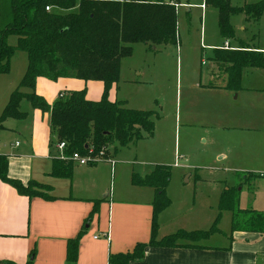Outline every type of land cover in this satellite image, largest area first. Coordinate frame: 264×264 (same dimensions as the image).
<instances>
[{
	"label": "crops",
	"instance_id": "obj_1",
	"mask_svg": "<svg viewBox=\"0 0 264 264\" xmlns=\"http://www.w3.org/2000/svg\"><path fill=\"white\" fill-rule=\"evenodd\" d=\"M175 1L177 12L180 7L189 6L188 1ZM229 1L232 6L239 7L262 0H243L241 5H234L235 3ZM200 6L203 14L204 10L212 7L206 5L204 0ZM186 9L189 11V8ZM263 17L264 11L259 19L250 24L248 18L240 13L230 16V23L233 26L236 20L240 22L242 30L248 28L255 30L254 25H257L258 21H263ZM201 19L203 22V15ZM254 35L257 40L255 32ZM240 39L234 40L237 42L236 45L239 44ZM222 40H224L223 44L218 48L227 49L224 48L227 45L228 50L238 49L230 44L229 41L232 39ZM256 47L264 52V44H260V41ZM24 65V68L12 76V64L8 73H0V114L10 93L17 87L25 72L27 56ZM255 73H264V69H244L240 88L231 90L225 87L226 81L222 85L215 84L212 81L211 70L208 71L206 68V74L209 76L208 82L199 88V92L193 93L191 89H188L184 94L186 109L183 111V116L185 121L189 123L197 120L201 127L200 135L214 143L218 150L217 158L223 162V168L221 165L218 169L235 173L230 180H227L226 176H221L220 180H214V184L219 187L218 199L224 189L235 184L238 173L264 172V82L260 83V80H256L254 85H249L254 81ZM249 76L251 81L248 79ZM119 81L120 74L118 82L110 88L108 96L110 101H123L125 107L130 109L149 108L152 99L137 93V87L140 84L136 81L129 82L127 88L120 91ZM83 88L86 89L85 98L87 100L97 101L101 97L103 83L71 77L57 80L38 77L34 92L48 103H52L60 93L78 91ZM23 91L29 92L30 90L24 89ZM233 93H235L234 97ZM141 102H146L147 107L138 105ZM191 105L197 106L195 112ZM19 109L26 113L24 119L6 118L1 123L3 128L0 129V155L7 158L8 177L18 179L24 184L33 180L48 186L51 199L19 194L14 187L0 180V263L24 264L30 251L34 250L35 256L31 264H66L67 241L76 237L80 231L82 234L78 244L76 264H109L108 259L111 254L130 252L137 243H147L151 232V202L154 190L147 186L133 185L131 174L134 173L133 166L138 171L140 170L141 174L135 172L140 176L150 173L154 168L149 170V167L144 166L149 164H143L144 161L138 160L146 157L147 150H142L143 144H141L146 141L151 151L148 155L155 156L156 134L115 151L113 156L121 154V149H133L132 162L124 160L125 164L131 165L130 184L127 185L125 180L121 179L120 182L123 183L121 194L117 198L108 199L111 191H108L106 187V172L102 176V172L99 173L96 170L98 164L74 163L70 179L49 175L52 158L55 157V153L58 155L56 145H54L57 143L56 135L50 128V114L33 108L26 99L20 101ZM179 117H181L180 113L179 116H175L176 124ZM2 133L14 134L15 141L5 143L1 140ZM164 146L168 148L169 142L165 140L160 146L163 156L167 153ZM150 157L146 158L149 160ZM177 159H179L178 156L175 160ZM156 160H158L157 164L161 162L159 159ZM103 162L108 167V171L113 170L114 162L109 163L107 160ZM151 162L153 166L156 165L154 163L156 161ZM192 174L195 179L204 181V178L195 170ZM192 174H186V181H189ZM244 187L249 194V199L248 203L243 205L245 207L241 208L264 211V176L251 178L249 183L246 182L239 186V190L243 192ZM96 200L100 202L92 214ZM179 201L182 202L181 199ZM173 205L174 201L171 199L170 205L158 214L156 240L175 233L179 229L202 230L212 218L197 211L192 220L194 200L191 205H186L187 210L180 214L174 213ZM122 207L132 209L135 212L133 217L125 214L121 210ZM225 212L227 214L222 215L221 220L223 218L228 220L230 212ZM90 214L91 217L87 220ZM220 230L221 232L210 235L204 239L205 241L177 242L178 244H195L199 247L146 246L143 258L131 261L129 264H264V234L244 231L231 233L230 224L228 233L222 231L221 228ZM219 233L223 235L221 236L223 242L217 243L216 236H219ZM94 236L98 237L94 238Z\"/></svg>",
	"mask_w": 264,
	"mask_h": 264
},
{
	"label": "trees",
	"instance_id": "obj_2",
	"mask_svg": "<svg viewBox=\"0 0 264 264\" xmlns=\"http://www.w3.org/2000/svg\"><path fill=\"white\" fill-rule=\"evenodd\" d=\"M218 12V29L222 38L234 36L230 16L244 14L247 18L259 19L264 11V2L232 6L229 0H204ZM175 0H0V73H7L10 57L15 50L26 53L27 65L17 87L0 114L1 123L6 118L24 119L20 111L22 99L33 108L49 112L50 128L57 143L64 141L67 159L52 158L50 176L72 177L73 153L81 156H96L108 144L116 143L113 153L121 147L154 134L152 110H136L125 107L120 100L108 99L110 88L119 80L121 60L132 54V44L159 45L177 42ZM49 7V10H46ZM13 33L17 37L15 46L8 45L6 38ZM239 47V46H238ZM220 71L227 74L226 88L237 90L243 70L264 69V52L258 48L214 49L212 58ZM50 80L71 77L84 81H101L103 90L99 100L85 98L86 89L60 93L48 103L34 92L36 79ZM215 86L213 84H210ZM29 89V92L23 91ZM95 162L89 163L93 165ZM7 158L0 155V180L8 183L22 195L51 199L48 186L8 177ZM250 178L259 177L248 173ZM170 169L156 164L144 176L131 174L135 186H147L154 190L150 239L137 243L132 251L111 254L109 264H129L143 258L146 246H191L178 244V239L192 242L207 239L220 232L217 223L222 211L231 213L230 232L244 231L264 234V211L239 207L240 190L229 187L222 191L218 200L219 213L207 230L185 232L178 230L156 240L158 214L166 209L170 201L166 187ZM100 200L95 201L93 212ZM91 217H88L89 220ZM82 232L67 241L66 264L77 263L78 244ZM35 251L31 250L24 264H31ZM0 264H12L2 262Z\"/></svg>",
	"mask_w": 264,
	"mask_h": 264
},
{
	"label": "rangeland",
	"instance_id": "obj_3",
	"mask_svg": "<svg viewBox=\"0 0 264 264\" xmlns=\"http://www.w3.org/2000/svg\"><path fill=\"white\" fill-rule=\"evenodd\" d=\"M181 1H188L189 6L180 7L178 12L176 11L177 42L150 46L143 43L132 44L131 56L124 57L121 60L119 87L121 91L127 88L129 82L136 81L140 84V86L137 87V93L152 99L151 104L148 106L149 108L145 110H152L157 115L156 118L154 117V133L156 134L155 139L157 140L155 141L156 145L154 147L156 154L154 157L148 155L151 151L146 141L145 143H141L143 144L142 150H147L145 155L150 158L148 160L144 157L142 158L143 160L138 161H144L143 164H149L150 166L144 165L145 167H149V170L154 167L151 161H156L154 163L157 164L158 160L156 159L161 161L159 164L168 166L170 169V179L166 187V196L169 201L171 199L174 201V213L180 214L186 211V205H191L194 200L195 207L192 209V220L197 211L199 213L202 212L203 215L207 214L212 217L209 223L202 229L207 230L213 223L215 214L219 213L217 203L219 200L217 197L219 187L214 184V180L222 179L220 178L221 176H226L227 180H230V177L235 173L228 172V170L225 169H218L223 162L217 158L218 150L214 146V143L200 135L201 127L197 120H192V122L189 123L185 121V117L183 116V111L186 109L184 94L188 89H191L193 93H196V91L199 92V88H202V86L208 82L209 76L206 74V68L208 71L211 70L213 75L212 81L215 82V84H225L227 74L220 71L211 59L214 55V49L223 44L224 40L222 39H228V41L232 39L229 42L234 47L241 46L242 48L254 49L257 48L256 45L259 41L260 44L263 45L264 17L263 21H258L257 25H254L256 27L255 30L251 28L242 30L240 22L235 20L233 22L234 36L231 38H221L218 29V12L214 7L204 10L203 14V10L200 6L203 0ZM231 1L233 4L235 3L234 5H241L243 0ZM262 2H264V0H262ZM186 8H189V11H187ZM202 15L203 22L201 19ZM254 21L255 19L248 18L250 24ZM254 32L257 34V40H255ZM236 38H241L238 45H236L237 42H234ZM6 42L8 45L15 46L17 43L16 35L13 33L8 34ZM202 60V64L204 65L201 64ZM25 61L26 54L21 50H15L9 61V71L11 69V64L13 66L11 76L25 67ZM248 79L251 81L250 76ZM253 80L254 81L250 82L249 85H254L256 80H260V83L264 82V73H255L253 75ZM232 96L234 97L235 93H233ZM194 102L195 99L193 103ZM138 105L147 107L146 102H141ZM191 107L194 112L197 110L196 105H191ZM179 113L181 117H179L176 124L175 116H179ZM15 139L16 136L11 133H2L1 135V140L5 141L7 144L14 142ZM165 140L169 142V146L168 148L164 146L167 153L163 156L160 146L162 143L164 144ZM203 140L206 141L204 142ZM115 146L116 143L108 144L103 147L100 152L94 156L99 159L103 158V160L93 163V165L98 164L96 170H98L99 173L102 172V176L106 172V187L108 191H111V195L108 199L111 197L112 199L113 197L117 198V196L121 194V185H123V183L120 182L121 179H124L127 185L130 184L129 177L131 165L125 164L124 160L132 162L133 149H121V154L118 153L113 156ZM55 156L57 157L58 155L55 153ZM177 156L179 159L176 161L175 158H177ZM104 159L113 160V170L108 171V167H106L103 162L106 161ZM221 167L223 168V165ZM133 168L134 173H140V170L138 171L136 167L133 166ZM122 169H124L123 172ZM194 170L204 178V181L194 178V174H192ZM188 173L192 175L189 177V181H186L185 177ZM255 173L253 174L258 175V172ZM122 175L123 178H121ZM237 175L238 177L235 180V184L230 186V188H239V186L251 181L247 173L240 172ZM244 177L246 179H244ZM179 195L183 203L179 201ZM101 197H103V195ZM248 199L249 194L244 187L243 192L240 191L239 207H245L243 205L248 203ZM185 202H187V204H185ZM121 210L129 217H133L135 213L132 209L128 210L125 207H122ZM225 214H227L225 211L220 213L217 228L219 230L221 228L222 231L228 233L231 213L229 214L228 220L226 218L221 220L222 215L224 216ZM184 219L189 220L188 218ZM183 231L191 232L195 231V229H184ZM221 236L223 235L220 234L216 236L217 243L223 242ZM202 240L205 241L204 239ZM178 241L191 240L183 238L178 239L177 242ZM198 241H201V239Z\"/></svg>",
	"mask_w": 264,
	"mask_h": 264
},
{
	"label": "built area",
	"instance_id": "obj_4",
	"mask_svg": "<svg viewBox=\"0 0 264 264\" xmlns=\"http://www.w3.org/2000/svg\"><path fill=\"white\" fill-rule=\"evenodd\" d=\"M203 7V5H202ZM46 10H49V7H46ZM224 48H227V45H225ZM56 149H57V153H58V158L60 159H67L64 155V149H65V142L64 141H61V142H58L56 143ZM102 154V153H101ZM68 159L72 160L73 163H77V164H81V165H85V164H89L91 162H99V161H102L103 158H97V157H94V156H91V155H84V156H81L79 155L78 153H73L71 155V157H69ZM104 160H107L111 163H113V160L111 159H104ZM258 176L259 177H263L264 176V172H260L258 173ZM98 236H94V238H97ZM263 261H264V256H263Z\"/></svg>",
	"mask_w": 264,
	"mask_h": 264
},
{
	"label": "water",
	"instance_id": "obj_5",
	"mask_svg": "<svg viewBox=\"0 0 264 264\" xmlns=\"http://www.w3.org/2000/svg\"><path fill=\"white\" fill-rule=\"evenodd\" d=\"M238 190H239V188H238Z\"/></svg>",
	"mask_w": 264,
	"mask_h": 264
}]
</instances>
